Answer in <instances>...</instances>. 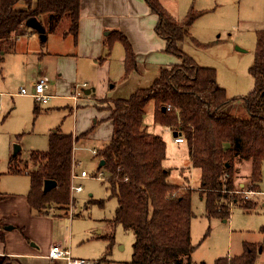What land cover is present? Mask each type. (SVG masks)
<instances>
[{
	"label": "trees",
	"instance_id": "1",
	"mask_svg": "<svg viewBox=\"0 0 264 264\" xmlns=\"http://www.w3.org/2000/svg\"><path fill=\"white\" fill-rule=\"evenodd\" d=\"M145 2L158 16L155 32L166 42V52L178 57L180 63L162 68L149 87L114 99L106 107L113 134L98 150L97 156L105 162L103 166L100 162L98 169L108 172L109 199L117 202L112 222L135 236L130 264H196L192 261L196 190L187 177L182 185L170 181L172 170L165 166L167 143L162 135L148 131L144 122L147 107L154 103L156 126L185 138L191 164L201 171L198 192L209 218L228 220L235 207L247 213L256 211L257 202L245 199L242 192L259 194L264 180V30L257 33L250 68L254 89L243 98L232 99L218 85L215 69L199 66L181 49L187 38L200 45L190 37V29L202 14L190 12L177 21L160 0ZM80 10L81 0H0V63L6 54L14 52L18 39L36 33L26 26L30 18H37L46 34L56 32L68 20V34L76 45ZM110 37H118L125 46L128 77L138 68L133 48L119 32H112ZM238 101H243L247 119L226 111ZM38 110L36 106V115ZM88 133L74 137L57 130L49 137L47 152H32L22 163L18 155L10 157L8 174L29 176L28 201L37 214L67 215L56 211L71 205L75 145ZM243 162L251 164V171L247 186L239 190L236 178L238 164ZM46 180L57 183L48 193L43 191ZM97 204L104 207L105 201ZM112 246L111 241L108 251ZM260 250L264 248L259 243H244L242 254L218 258L214 264H255Z\"/></svg>",
	"mask_w": 264,
	"mask_h": 264
},
{
	"label": "rangeland",
	"instance_id": "2",
	"mask_svg": "<svg viewBox=\"0 0 264 264\" xmlns=\"http://www.w3.org/2000/svg\"><path fill=\"white\" fill-rule=\"evenodd\" d=\"M160 2L177 21L184 20L190 12L202 14L190 29V37L198 41L200 45L194 44L190 38H187L181 43L182 51L194 59L199 66L215 69L218 85L227 91L229 98L240 99L247 96L254 89V79L250 68L254 63L257 33L264 30V0H160ZM68 30L69 22L65 19L56 32L47 33L49 39L42 52H52L56 49L66 50L65 46H67L68 53H71V50H74L73 36L69 34L66 38L62 36ZM37 42L30 39H27L26 43L20 41L17 51L13 52L14 57H9L11 53H8L5 55V62L1 63L2 74L5 78L7 77V80L4 81L0 77V107L2 109L0 191L3 189L22 190L29 185V176L8 174L10 157L14 155L16 146L21 148L18 161L21 163L28 161L32 152L49 150V137L55 131L60 130L74 136L80 135L91 129L96 119L102 121L107 113H99L92 104L95 94L100 91L99 88L91 95L85 94V90L94 86L98 87L99 72L97 69L90 66L85 67V63L77 62L72 56L59 58L53 56L45 63L39 55L41 49ZM37 44L38 49L32 50ZM110 45H115L112 46L107 56L113 62L112 71L114 75L119 73L123 75V69H125L124 79L127 82L124 84L123 80L122 83L117 84L116 93L119 96L113 95L117 98L129 97L138 87L150 86L158 73L157 69L160 70V67L164 68L179 62L178 57L167 53L166 49L140 52L138 53L140 54L138 55L139 66L146 69L147 76L136 75L134 79L132 76L127 78L126 65L122 66L121 60L123 59L121 57H124V60L126 58L125 46L118 37L109 36L107 47ZM133 51L137 54L134 49ZM26 52H28L27 55H24ZM146 54L148 56L144 57ZM24 57L31 60L38 57L35 64L31 66L35 71L43 70L44 66L50 68L44 74L49 79L45 78L49 83V93L53 97L49 104L39 106L37 115L34 112V105L37 103L35 98L19 94L22 87L33 88L18 79L17 72L21 64L25 63ZM84 84L88 86L85 89ZM112 84H115V80ZM105 88L110 89L107 82H105ZM78 93L82 100L80 106L85 104L88 105L87 107L77 109L78 104L72 96ZM98 104L105 108L111 102L100 100ZM226 111L240 119L248 118L243 101L229 105ZM147 112V122L151 126L154 123V103L151 102L148 105ZM110 134V123L103 121L94 129L92 136L82 137L75 145L74 175L78 177L73 180V185L81 186L83 190L81 193H72L71 190V205L56 211L68 216L55 219L53 238L49 233V228L48 232L46 231L42 236L52 238L58 243L71 236L72 240L68 239V247L74 259H85L94 264H130L135 236L133 232L126 231L122 226L112 222L117 202L115 199H109L107 189L109 174L105 169L99 171L101 157L92 152L94 149L101 150ZM161 134L167 143L168 164L173 167L170 166L172 170L170 181L182 183L186 176L184 174H188L189 184L198 191L201 171L192 166L185 150L186 144H174V137L167 130ZM238 168L236 185L240 190L247 186L246 177L250 174L251 164L243 162L238 164ZM177 169H180L179 173ZM82 171L88 173L89 176L80 178ZM178 174L182 177H177ZM240 184H244V187L241 188ZM262 192H264V187ZM242 194L245 198V193L242 192ZM251 198H254L258 204L256 211L247 213L235 207L231 211V217L225 221L217 217L209 218L206 215L204 201L197 192L194 193L195 217L192 222V244L196 247L192 254L194 263L214 264L218 258L240 255L243 253L244 243H259L264 248L262 231L264 228V194L259 196L258 193H253L249 199ZM101 200L105 201L104 207L97 204ZM30 241L32 244L35 243L33 239ZM111 241L113 246L108 251ZM61 264L67 263L61 262ZM255 264H264V251L260 252Z\"/></svg>",
	"mask_w": 264,
	"mask_h": 264
},
{
	"label": "crops",
	"instance_id": "3",
	"mask_svg": "<svg viewBox=\"0 0 264 264\" xmlns=\"http://www.w3.org/2000/svg\"><path fill=\"white\" fill-rule=\"evenodd\" d=\"M157 23H158V16L151 11L150 7L147 5L145 0H81L78 38L76 45L73 42L74 50H71V53H68L69 49H67V46H65L66 50L56 49L53 50L52 52L50 51H47L46 53L42 52V49L45 47L47 43L45 45L43 44V42L45 41L41 39L40 35L37 32L36 33L30 32L27 36L18 39L14 51L15 52L17 51V46L19 45L20 41L26 43L27 39H30L31 41L36 40V42L38 41L37 43L39 44V47L41 49L39 55L41 56V59L42 58L44 59L45 63L48 59H52L53 56L58 58L62 56H72L77 60V62L79 61V63H85L84 64L85 67L90 66L93 69H97V71L99 72L98 87L94 86L90 88L89 90H91V93L88 95L93 94L99 88L100 91L95 94V98L93 99L92 104L93 107L99 113L102 112H107V113H106V117H104L102 121H98L96 119L91 129L85 131L82 134L89 132L87 136H92V132L98 126V124L103 121H106L109 122L111 125V134L107 139L108 142L113 134V125L112 122L109 121L110 112L109 110H107L106 107L103 108L101 104H98V102L100 100H109L110 102H112V100L117 99V97L119 96L116 93L119 85L118 83H122L123 80L125 81L124 84L127 83L126 79H124L125 69H123V75H121L122 73H119L118 75H114L112 71L113 62L110 61L109 59L110 57H107L111 52L109 50V47H107L108 37L112 32L116 31L121 33L124 37L127 38L132 48L137 53L135 55H136L138 68L136 73L134 72L130 76H132L133 79L136 77V75L140 77L141 75L143 77H146L148 72L141 65L139 66L140 62L138 61L139 59L138 55L140 54L138 53L150 52V51L152 52L153 50L164 51L166 49L165 48L166 42L162 38H160L155 32ZM66 34H68V32ZM66 34L65 33L62 34V36L64 35L63 38H66L68 36ZM46 36H47L46 41H48L49 39L48 35ZM38 44L35 46L36 48H33L32 50L38 49ZM122 45L124 44L122 43ZM27 53L28 52H26L24 55H27ZM146 56H148V54H146L144 57ZM9 57H14L13 53H11ZM37 58L38 57L32 60L25 58V63L21 64L19 68V72H17V74L19 75L18 79L26 82L27 84L33 87L32 89L22 87V88H26L30 93L34 91V85L40 78L48 79V77L44 73H47L49 71L50 69L49 67L44 66L43 70L41 71H35L34 69H32L31 66L35 64V60ZM121 58H123L121 60H122V66H124L125 65L124 57ZM22 60L24 61L23 58ZM30 61L32 62L29 65ZM4 62H5V57L3 58V61L1 63ZM1 63H0V77L2 80L5 81L7 80V77L5 78L4 74H2ZM179 63L180 60L177 64ZM120 69L118 71H120ZM161 69L162 67H160V70L159 69L156 70V72L158 73L156 77H154L153 81L159 76ZM114 80H115V84L111 85V83ZM105 82H107V85L110 86L111 90L112 89L113 90L116 89V90L115 91H111L110 89L106 90ZM22 88H20V91ZM139 88H146V87L141 86L138 87L137 89ZM49 91H50V87H49ZM133 92H135V90ZM50 95L51 97H53L52 94ZM113 95H116L117 97L115 96L113 97ZM81 101H82L81 98H79L78 101H75V103L78 104L77 109H79L80 107L83 108L88 106L85 104L80 106ZM36 106H38L39 109L40 108L39 106L42 105L35 103L34 109ZM146 115H148V112ZM144 122L148 127V131L150 133L162 135L161 133L164 130H167L175 138L174 134L176 133H173L169 129L156 126L154 114H153V122H154L153 125L150 126L148 124L146 116L144 118ZM80 135H76L74 137H79ZM174 144L177 143L174 142ZM185 144L186 143L177 144V145H185ZM185 150L187 152V155L189 156L187 146ZM166 162H165V166L168 169H171L172 166L168 164L169 163L168 159L166 160ZM178 170L180 169H177V172ZM184 175H186L184 176V179L186 177L189 178L188 174H184ZM178 176L182 177V175L179 174L177 175V177ZM182 183H184V180ZM182 183L179 182L176 184L182 185ZM240 185L241 188L244 187V184L243 185L240 184ZM263 187H264V180L261 186V192L259 193V196L261 194H264V192H262ZM29 191H30V182L29 185H26L25 188L22 190L3 189V191H0V219L2 220V226H3V229L0 231V264H61V262H65V261L50 259L49 252L53 247L67 248L69 246L68 239H70L71 241L72 237L70 236L68 237V239L60 243L54 242V239L52 240L53 238L52 234L56 224L55 219H58L60 217L37 214L36 211L33 210L29 204L28 201ZM196 192L199 194L198 191H195V193ZM6 227H12V230H6L5 229ZM48 228H49V233H51V237H52L51 239L44 238L42 236V234H45L46 231L48 232ZM1 237H3L4 240L3 242L1 241L2 240ZM31 239H33V241L35 242L34 244L31 243L30 241Z\"/></svg>",
	"mask_w": 264,
	"mask_h": 264
},
{
	"label": "built area",
	"instance_id": "4",
	"mask_svg": "<svg viewBox=\"0 0 264 264\" xmlns=\"http://www.w3.org/2000/svg\"><path fill=\"white\" fill-rule=\"evenodd\" d=\"M84 89L87 88V84L83 85ZM49 91V84L45 78H40L34 85V91L32 93L28 92L26 88H22L20 91L21 95L24 96H32L35 98L36 102L40 105H47L51 99V95L48 93ZM79 93L75 94L73 99L75 101H78ZM170 109V108H168ZM1 107H0V119H1ZM174 142L177 144H183L186 143L184 137H175ZM94 155H98V150L94 149L93 151ZM89 175L85 171H82L80 174V178H87ZM78 177L73 174V180ZM83 188L81 186L75 187L72 183V193H81ZM245 193V199H249L250 195L253 194L252 192H244ZM49 258L52 260H62L65 261L67 264H94L90 263L87 260L84 259H74L71 257L70 249L69 248H60V247H53L49 252Z\"/></svg>",
	"mask_w": 264,
	"mask_h": 264
},
{
	"label": "water",
	"instance_id": "5",
	"mask_svg": "<svg viewBox=\"0 0 264 264\" xmlns=\"http://www.w3.org/2000/svg\"><path fill=\"white\" fill-rule=\"evenodd\" d=\"M26 26L28 28H30L31 30L37 32L40 35L41 39L43 41H46V38H47L46 29H45V27L41 24V22L37 18L28 19L27 22H26ZM90 93H91V90L85 91V94H87V95L90 94ZM174 135H175V137H178L177 134H174ZM20 151H21L20 146H16L15 150H14V155L17 156L20 153ZM104 164H105V162L102 161L100 166H103ZM56 186H57V183L55 181L46 180L44 182L43 191H44V193H48L51 190H53L54 188H56ZM5 229L6 230H12V227H6ZM260 252H261V250H260Z\"/></svg>",
	"mask_w": 264,
	"mask_h": 264
}]
</instances>
